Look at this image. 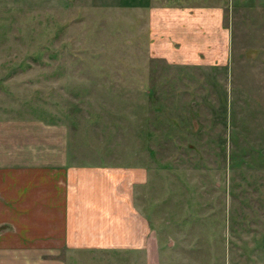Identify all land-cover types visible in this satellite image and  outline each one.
Returning <instances> with one entry per match:
<instances>
[{
    "label": "rangeland",
    "instance_id": "1",
    "mask_svg": "<svg viewBox=\"0 0 264 264\" xmlns=\"http://www.w3.org/2000/svg\"><path fill=\"white\" fill-rule=\"evenodd\" d=\"M195 1L0 0V113L65 121L75 163L147 166L171 245L180 220L225 259L264 226V0H224L226 62L170 59L166 19Z\"/></svg>",
    "mask_w": 264,
    "mask_h": 264
},
{
    "label": "crops",
    "instance_id": "2",
    "mask_svg": "<svg viewBox=\"0 0 264 264\" xmlns=\"http://www.w3.org/2000/svg\"><path fill=\"white\" fill-rule=\"evenodd\" d=\"M221 1L179 5V19H166L164 29L179 49L165 40L164 55L226 62L231 30ZM3 111L0 264H264V226L256 222L224 259L200 227L179 220L178 253L139 192L151 179L147 166L75 163L65 121Z\"/></svg>",
    "mask_w": 264,
    "mask_h": 264
}]
</instances>
